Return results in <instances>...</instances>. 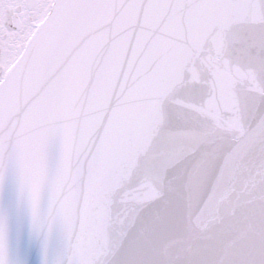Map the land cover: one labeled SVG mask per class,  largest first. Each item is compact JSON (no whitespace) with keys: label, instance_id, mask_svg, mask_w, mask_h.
<instances>
[{"label":"snow or ice","instance_id":"snow-or-ice-1","mask_svg":"<svg viewBox=\"0 0 264 264\" xmlns=\"http://www.w3.org/2000/svg\"><path fill=\"white\" fill-rule=\"evenodd\" d=\"M10 184L0 264H264V0H0Z\"/></svg>","mask_w":264,"mask_h":264},{"label":"water","instance_id":"water-1","mask_svg":"<svg viewBox=\"0 0 264 264\" xmlns=\"http://www.w3.org/2000/svg\"><path fill=\"white\" fill-rule=\"evenodd\" d=\"M14 189L10 184L6 189L2 200L5 207L13 205ZM152 227V225H149ZM11 238L13 247L19 249L25 264H40V250L38 241L30 235L28 220L25 214L18 213L14 206L11 215Z\"/></svg>","mask_w":264,"mask_h":264}]
</instances>
